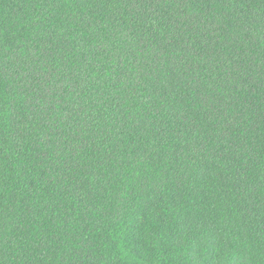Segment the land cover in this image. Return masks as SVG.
I'll return each instance as SVG.
<instances>
[{
    "label": "trees",
    "instance_id": "1",
    "mask_svg": "<svg viewBox=\"0 0 264 264\" xmlns=\"http://www.w3.org/2000/svg\"><path fill=\"white\" fill-rule=\"evenodd\" d=\"M0 264H264V0H0Z\"/></svg>",
    "mask_w": 264,
    "mask_h": 264
}]
</instances>
